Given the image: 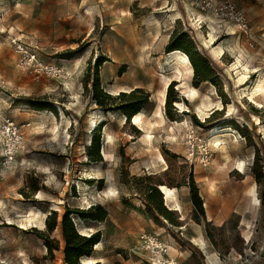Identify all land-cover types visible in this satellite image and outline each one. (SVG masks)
<instances>
[{
  "label": "rangeland",
  "instance_id": "374dc122",
  "mask_svg": "<svg viewBox=\"0 0 264 264\" xmlns=\"http://www.w3.org/2000/svg\"><path fill=\"white\" fill-rule=\"evenodd\" d=\"M231 1L249 21L246 33L212 9L202 12L199 0H0V264H73L64 250L71 227L99 237L92 259L78 264H207L209 254L215 264H264V0ZM173 31L212 71V82H199L188 59L191 73L182 69L169 82L175 109L159 101L161 77L173 75L166 52ZM32 57L59 72L34 69ZM96 82L112 96L147 91L141 127L103 110ZM193 87L195 97H183ZM10 122L20 135L11 162ZM155 183L176 188L162 204L178 225L148 204ZM94 205L105 211L102 221L93 219ZM232 213L236 229L233 219L216 230Z\"/></svg>",
  "mask_w": 264,
  "mask_h": 264
},
{
  "label": "trees",
  "instance_id": "16d2710c",
  "mask_svg": "<svg viewBox=\"0 0 264 264\" xmlns=\"http://www.w3.org/2000/svg\"><path fill=\"white\" fill-rule=\"evenodd\" d=\"M174 32L175 31L172 32L170 36L171 39L166 45V52H170L174 50L183 51L190 60V63L194 70V76L196 77V79H198L199 82H203V81L212 82V71L210 70V67L208 66L206 60L199 57L192 42L189 39H187L186 35H182V37L178 39L172 38ZM172 93H173V88H172V83H170L166 90L164 106L167 105L168 107L175 109V107L172 106V103L178 102V97L176 94H172ZM92 94L96 103L103 110H110L112 109L111 107H113L119 110L124 115L126 121H129L131 117L137 114L142 108L146 107L149 104V98H150V94L141 88H134L129 92L121 91L116 96H112L109 93L103 91L97 82L94 84V89ZM166 114L168 117L171 116L170 112H167ZM198 124L202 125L203 123H198ZM91 142H94L93 144H94L95 156L94 157L92 156L93 161H100L101 159L98 155V149H99L98 139L97 138L94 139L93 136ZM155 185L158 186V189ZM155 185H150L147 190L149 191L148 204L152 206L156 210V212L159 213V215H162L166 219H168L172 225H178L176 221L168 217L169 211L162 204V194L160 193L159 186L165 184L155 183ZM186 185L190 190V194H191L190 200L194 208V214L192 215V218L197 224H200V217L203 218L204 214H203V209L201 207L200 199L198 197L197 190L195 188L193 181L187 182ZM167 187L175 188L170 186ZM154 198L156 199V202H154L153 200ZM89 209L98 212V214L95 215L93 219L102 221L106 216L105 211L99 205L91 206L89 207ZM81 214L83 213L81 212ZM236 217L237 215L235 213H232L231 216L226 221H224L220 227L216 228V230L222 231L229 224L232 223L233 219L235 220V222L231 224L232 226L231 228L235 230L237 225ZM54 227H55V222H53L52 225L49 226V229L52 230ZM204 227L207 238L212 243V245L216 246L217 243L214 239L213 234L210 232L209 222L204 220ZM64 238H65V249H64L65 254L66 256L71 255L73 257L74 259L73 264H78L77 259H81V257L84 256L90 257L92 247L99 242V237L97 233L91 234L89 236H84L74 232L72 227H71V231L69 232L64 231ZM47 249L49 250L58 249V247L48 246Z\"/></svg>",
  "mask_w": 264,
  "mask_h": 264
},
{
  "label": "bare ground",
  "instance_id": "6f19581e",
  "mask_svg": "<svg viewBox=\"0 0 264 264\" xmlns=\"http://www.w3.org/2000/svg\"><path fill=\"white\" fill-rule=\"evenodd\" d=\"M167 57L173 59V61H175V65H174V68H173V71H172V74L173 75H171V77L170 76H165V75H163L161 77L162 80H163L162 93H161V96L159 98L160 99L159 101H160V104L161 105L164 104V101H165V93H166V90H167V86H168L170 80H172V77L178 79L179 77L184 76L182 69L185 70V71H188V73H191L190 71H192V68H191V65L189 63V60H188L187 56L184 53L180 52L179 50H174V51L168 52ZM182 93H183V97H192V99H193V97H195V94L197 93V89L194 88V87L193 88H184V89H182ZM176 104H178V102ZM132 124H137V125H140L141 124V113L140 112H138L137 114H135L133 116ZM140 127H141V125H140ZM54 129H56V127ZM212 130L214 131L215 129H212ZM226 131H229V130H226ZM217 141H219V139H217ZM103 155L105 156V152L104 151H103ZM158 158H160V161L164 163V160L162 159L161 156H159ZM235 165H236V167H235L236 169L235 170H239L241 172H244V167H243L244 166V161L243 160H236ZM159 190L162 191L164 200L166 202H169L174 197V195L176 193V188H169V187H167L165 185H160L159 186ZM248 194L250 196V201L252 202L251 204L253 206L254 212H256V210L258 209V206H259V200L255 196V194H256L255 186L252 187L248 191ZM173 209L174 210H178V206L174 207ZM206 217H207L208 220H210L208 214L206 215ZM239 231L241 233V237L242 238L243 237L246 238V240L248 241L249 238H250L249 231L246 230V229H243V228H239ZM200 238L199 239L198 238H192L191 241H192L193 244H195L196 246H199V248L203 249L204 242L201 240L202 238L201 239ZM96 245L98 246L99 245V242ZM212 253H214V252H212ZM210 255L211 254H209V256ZM209 256L208 257L207 256L205 257V258H207V260H206V263L207 264H215L216 262L219 261L214 255H213V257H209ZM82 258L83 259H90V260L92 259V258H89V257H86V256H84Z\"/></svg>",
  "mask_w": 264,
  "mask_h": 264
},
{
  "label": "built area",
  "instance_id": "2783aa9c",
  "mask_svg": "<svg viewBox=\"0 0 264 264\" xmlns=\"http://www.w3.org/2000/svg\"><path fill=\"white\" fill-rule=\"evenodd\" d=\"M200 10L202 12L212 9L227 21L234 23L240 33H246L249 29V21L245 13L235 7L231 0H199ZM31 64L34 66V69L40 68L45 73H56L59 72L58 68L53 65L41 66L37 63L34 57L31 58ZM4 134L12 138L10 145H7V161H13L15 155L19 150L20 140L19 132L13 125V123H8L7 127H4Z\"/></svg>",
  "mask_w": 264,
  "mask_h": 264
},
{
  "label": "water",
  "instance_id": "95a60500",
  "mask_svg": "<svg viewBox=\"0 0 264 264\" xmlns=\"http://www.w3.org/2000/svg\"><path fill=\"white\" fill-rule=\"evenodd\" d=\"M157 188H158V186H156ZM161 192V194H162V191H160Z\"/></svg>",
  "mask_w": 264,
  "mask_h": 264
},
{
  "label": "crops",
  "instance_id": "0c3cea01",
  "mask_svg": "<svg viewBox=\"0 0 264 264\" xmlns=\"http://www.w3.org/2000/svg\"><path fill=\"white\" fill-rule=\"evenodd\" d=\"M207 218V217H206ZM208 220V219H207Z\"/></svg>",
  "mask_w": 264,
  "mask_h": 264
}]
</instances>
